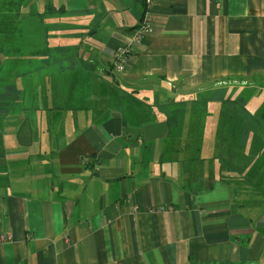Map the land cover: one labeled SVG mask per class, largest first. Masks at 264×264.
I'll return each instance as SVG.
<instances>
[{"label":"crops","instance_id":"0c3cea01","mask_svg":"<svg viewBox=\"0 0 264 264\" xmlns=\"http://www.w3.org/2000/svg\"><path fill=\"white\" fill-rule=\"evenodd\" d=\"M43 3L33 13H55L25 72L3 75L19 59L0 52V100L22 96L0 107V264H264V210L238 208L236 183L217 179L238 176V124L208 132L196 101L264 80V0H158L113 81L142 0ZM263 159L251 152L252 172Z\"/></svg>","mask_w":264,"mask_h":264},{"label":"trees","instance_id":"16d2710c","mask_svg":"<svg viewBox=\"0 0 264 264\" xmlns=\"http://www.w3.org/2000/svg\"><path fill=\"white\" fill-rule=\"evenodd\" d=\"M23 2L24 0H18L16 2L0 0V52H2V56L4 58L20 53V49L17 45L13 46L14 44H12V47L10 45L11 41L16 38V35H18V38L20 39L22 27V22L20 21V10L22 4H24ZM51 9L54 11L52 6L47 5L42 9V12L32 13V16L34 18H38L40 22V26H38L39 32L34 36L38 41L42 39V37H39L42 35V29L43 33H46V30L43 28L45 18L47 16H52L55 13L52 12ZM59 10L57 9L56 13H58ZM7 14L13 15L14 17L7 18ZM34 31L36 30L34 29ZM17 41L12 43H16ZM109 71L111 72L112 69L109 68ZM20 96V92L17 91L10 94L9 92H6L4 98L0 100L1 109L6 111L11 104L18 102ZM199 99L200 101H206L205 103H209V111L207 115L208 132H213L214 126L218 122L236 121L238 124V161L236 159V164L238 163V176H236V178H229L226 175L218 174V181L223 182V179H228L233 184L236 183L231 195L233 202L238 208H242L246 211H249L251 208H261V210H264V193L262 191V189H264V159L260 162L257 168L258 171L255 170L254 172L250 169L251 161L249 160L251 152L256 151L259 156L264 155V105L262 112L258 116L254 117L247 111V109H239L238 107L232 108L230 112L225 111V113H222L223 110L221 111V107L215 104H224L227 101L219 100L214 95H206L205 98L200 96L196 99V101ZM228 102L230 105L233 103L232 100H229ZM179 110L178 113H175L170 117L171 120L169 125H171L174 119L179 121L177 116H179L180 119L183 118L184 110ZM221 116H223V118ZM162 117L165 119L166 114H162ZM173 132L174 138H176L177 131L174 129ZM187 162L189 161H186L183 157L178 160V164L181 169L186 167ZM203 162L204 161L201 159V166ZM3 167L7 169V161H5ZM0 181L4 183L7 182L8 179L6 180L3 178V180Z\"/></svg>","mask_w":264,"mask_h":264},{"label":"rangeland","instance_id":"374dc122","mask_svg":"<svg viewBox=\"0 0 264 264\" xmlns=\"http://www.w3.org/2000/svg\"><path fill=\"white\" fill-rule=\"evenodd\" d=\"M6 1L16 2L18 0H6ZM23 3L24 4H22L21 10H20V18H21L20 21L22 22L20 39L18 38V35H16V38L13 41H11V45H10L12 47V44H14L13 46L17 45L19 47L20 53L16 57H18V59H19L18 63L21 62L23 64H18V63L14 64V61L10 60V57H12V56H10L8 59H6L5 66L3 69L4 70L3 75H7V76L12 71H14L15 74H18V75H21L22 73L25 72V67H26L25 63L28 59L27 47L32 42V40H34V36L38 34V32H39L38 26H40L39 25L40 24L39 19L34 18L32 16V13L34 12V10L41 11L42 6L47 4V3H43V0H24ZM50 3L55 5V2H50ZM34 4H36V7L33 10L32 8H33ZM51 11L55 12L52 9H51ZM6 17L7 18H13L14 16L7 14ZM47 19L48 18H45L43 24H47ZM37 21H38V23H37ZM34 29L36 31H34ZM42 34H43V29H42ZM15 41H17V42L12 43ZM111 72L114 75L118 74L113 70V68H112ZM23 77H25V75L20 76L18 78H12L13 84L17 85V83ZM23 79L25 80V78H23ZM240 83L241 82L237 83L236 85L221 86L223 88L229 87V89H232V90L237 89V91L235 92V95L231 96L232 94L229 91V94H225V95H227V98H224V96H222V97L228 101L230 99L234 103V98H236L237 93H238V102H236V103H238V106L237 105L236 106L239 109H247L248 112L254 113V114L261 113L263 110V105H264V80H259L258 82H254V85H252V84L247 85L249 83H243V84H240ZM228 101L226 103L228 106L231 107V109H232V107H235L233 103L230 105ZM260 107H262V109H259ZM230 111L231 110H229L228 112H230ZM54 133H57V130H54Z\"/></svg>","mask_w":264,"mask_h":264},{"label":"built area","instance_id":"2783aa9c","mask_svg":"<svg viewBox=\"0 0 264 264\" xmlns=\"http://www.w3.org/2000/svg\"><path fill=\"white\" fill-rule=\"evenodd\" d=\"M144 5V11L142 13L141 20L135 30L129 35L128 40L123 44L118 45L114 49L112 68L116 73H122L125 70L131 57V45L141 43L144 38L152 32L153 29V17L150 12L158 0H142ZM9 237L7 240H11Z\"/></svg>","mask_w":264,"mask_h":264},{"label":"water","instance_id":"95a60500","mask_svg":"<svg viewBox=\"0 0 264 264\" xmlns=\"http://www.w3.org/2000/svg\"><path fill=\"white\" fill-rule=\"evenodd\" d=\"M105 76L106 77H109L112 81L115 78L114 74L112 72H110V71L105 72Z\"/></svg>","mask_w":264,"mask_h":264},{"label":"bare ground","instance_id":"6f19581e","mask_svg":"<svg viewBox=\"0 0 264 264\" xmlns=\"http://www.w3.org/2000/svg\"><path fill=\"white\" fill-rule=\"evenodd\" d=\"M9 237H10V236H7V237L5 236L4 238H9Z\"/></svg>","mask_w":264,"mask_h":264}]
</instances>
